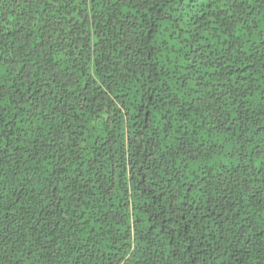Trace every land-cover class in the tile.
Returning <instances> with one entry per match:
<instances>
[{"label":"trees","instance_id":"16d2710c","mask_svg":"<svg viewBox=\"0 0 264 264\" xmlns=\"http://www.w3.org/2000/svg\"><path fill=\"white\" fill-rule=\"evenodd\" d=\"M0 264H264V0H0Z\"/></svg>","mask_w":264,"mask_h":264}]
</instances>
